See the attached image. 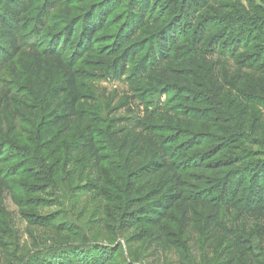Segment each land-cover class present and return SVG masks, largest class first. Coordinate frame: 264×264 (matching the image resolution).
Instances as JSON below:
<instances>
[{
    "label": "rangeland",
    "instance_id": "1",
    "mask_svg": "<svg viewBox=\"0 0 264 264\" xmlns=\"http://www.w3.org/2000/svg\"><path fill=\"white\" fill-rule=\"evenodd\" d=\"M58 1L49 17L40 19L47 25L42 35L49 37L41 48L59 44L57 53L74 74L76 117L67 125L50 120L68 96L55 65L43 60L35 90L26 71L29 48L3 64L0 264H40L31 257L41 250L79 242L90 244L82 251L69 247L40 256L54 259L50 264L72 253L84 256L83 264H98L104 256L100 264H264V221L238 210L247 180L264 179V173H255L257 164L264 168V0H194L188 25L178 17L181 0ZM26 2L19 7V31L21 41L30 43L46 0ZM128 3L143 15L135 17ZM97 9L106 15L89 47L77 38L65 44L69 24ZM122 29L134 34L125 74L107 77L103 62L115 56ZM171 31L174 43L160 55L158 72L148 65L139 75L137 67L148 60L157 37ZM7 58L0 52V61ZM89 133L97 148L92 154L83 147ZM165 137L167 148L188 146L178 156L190 159L182 163L184 187L194 188L221 163L240 159L229 173L227 207L216 203V192L193 196L183 189L181 206L158 224L141 219L130 224L127 202L140 194L136 189L148 192L157 178L130 188L125 176L130 159L121 147L136 138L148 143ZM239 176L242 196L236 199L230 193ZM39 218L50 227H39Z\"/></svg>",
    "mask_w": 264,
    "mask_h": 264
},
{
    "label": "trees",
    "instance_id": "2",
    "mask_svg": "<svg viewBox=\"0 0 264 264\" xmlns=\"http://www.w3.org/2000/svg\"><path fill=\"white\" fill-rule=\"evenodd\" d=\"M26 1L27 0H0V52L9 55V58L0 61V70L3 67V64L8 63L14 57L18 56L21 53L22 49L29 48L30 54L28 55V64H26V71L28 73L29 79L32 82L33 88L35 90H38L41 86L40 83L43 71V60H46L50 64L55 65V67L61 73H63L65 89L68 96H66L65 101H61L57 105V115L53 116L50 120H52L53 123L56 124L61 123L63 125H67L72 119L76 117L75 108L78 98L76 96L74 74L64 64L65 59L63 58V56L57 53L59 44H55L54 46H52V48L51 45L49 47L44 46L43 48H41L43 45H48L47 42L49 37H45L42 35V31L47 28V25L43 22H40V19L41 17H49V14L57 7L60 1L46 0L45 4L43 5L46 10L42 9V12L38 16L37 23L35 22V26H37L38 30H35L34 28V33L31 32L30 37L32 38V41L30 43L21 41V31H19V21H21L19 20V7L24 8V6L27 5ZM193 1L194 0H181V5L179 6L178 10V17L183 24H189V8ZM128 5L129 9L132 13H134L135 17L143 15L144 12L139 7L138 9H135L132 4L128 3ZM92 6L89 5L88 10H90ZM103 15H106L104 14V10L97 9V11L95 12H89V14H87L84 18L73 20L75 24H69L70 31L65 36V40H63V42L65 41V44H68V41L73 38H77L80 42H83L85 46L89 47L91 40H93L96 35V30L99 29L98 26L104 22ZM63 18L66 17L63 16ZM199 32H202V30L200 29ZM197 35L200 37V39L203 38L202 33H197ZM175 36L176 33L174 31H171L157 37V40L154 43V50L149 54L147 53V55L145 56V59L147 57L148 60H143L142 64L137 67L139 75H142V71H144L145 67L148 65L150 67H153V71H157V68H159L158 62L162 58L160 57V55L165 56V53L169 50L171 43H174ZM117 38L120 39H117L116 41L117 47L114 50L115 56L110 60V62H103V65L105 66L103 75L107 77H121L125 74V63L127 62V54H125L126 48L128 47L130 40L134 38V34H129L126 32V30L122 29L119 32ZM163 61L164 60H162V62ZM147 62L148 64H146ZM142 67H144V69L140 70V68ZM53 97L54 98L52 102L56 103L58 101V96ZM1 105L2 102H0V112L2 110ZM172 107L169 109H172ZM166 139L167 137L163 138L164 142L150 140L147 143L145 139L136 138L133 139L130 143L126 142L121 147L122 155L127 156L130 159V162L126 161V164L129 166V170L127 169L125 174V176L130 180V188L133 187L139 180L142 181L152 176H155L157 178L156 184L153 187L149 188L148 192L141 194L140 189H136L135 192H138L140 194L136 195L135 198L130 199L127 202L128 204L125 207L124 213L126 216H128L126 222L130 224H134L140 219L143 221H154L156 224H158L160 221H162L163 216L168 211L173 210L177 204H180V201L183 198L181 194L183 189L192 190L193 196L200 195L202 193H206L210 196L216 192V203L227 207L226 201L229 196L227 188L229 182L233 180V178H231V174L229 175V173H231V171H235L233 167L239 164L240 159L234 162H224L223 164L221 163V166L216 167L217 169L215 170V172L209 174L210 176H207V179L198 180V182L194 184V188L192 184H190L189 187H184L182 177L184 175L183 173L186 172V169L183 166L184 163H187L190 159H188L189 156H186L185 158L181 156V158L178 159V156L180 155L179 153H181V151H183V149H186L188 146H183V149L167 148V144H169L170 142H167ZM83 142L84 150L91 154L92 152L96 153L97 148L94 147V137L91 133H89V135H87L86 137H83ZM0 149L2 150L3 147H1ZM2 153L3 151L0 152V154ZM193 158L197 159L196 162L198 161V158H196V156H194ZM212 158H214V156L208 157L205 160L210 161ZM5 159L6 158H2L0 156L1 166L4 165ZM261 164L262 163H259L255 166V173H264V168H260ZM198 165H200L199 162ZM210 167L211 166L209 165L205 166V168H208V170L206 171H209ZM4 171L5 170H2V172ZM9 176H12V174L10 173ZM240 178V176L238 178H235L237 179V189L230 193V196L232 195L231 197H236V199L242 196V194L239 192V188H242L241 185L243 184V181H240ZM247 187L248 192L242 197V199L244 200L240 205L241 208L236 209L241 210V212L243 210L244 215L249 219L264 221V179L258 180L256 179L255 175L253 177L251 176V178L247 180ZM228 207L233 208L232 206ZM183 214H186V210L183 211ZM39 219L40 220L37 224L39 227H50L46 218ZM211 225L212 227L213 225L217 226L215 221ZM88 244L90 243L79 242L69 247H73V251H82L83 249L87 248V246H89ZM68 248H62V250L61 247L45 248L41 250L40 253L32 256L31 260H36V263L40 264H50V262L52 263V261L55 260L52 259L49 261L50 258L47 259L44 256H40V254H48V252L58 253V251L63 253L64 251L68 250ZM99 251L101 250L99 249ZM100 253L101 252H99V255ZM104 257L98 264H100L104 260ZM58 258L59 259L57 260V262H60L62 264H83V261L85 260L84 256L76 255L74 253L69 256H60ZM88 261H90L89 258ZM93 263L95 264V262Z\"/></svg>",
    "mask_w": 264,
    "mask_h": 264
}]
</instances>
